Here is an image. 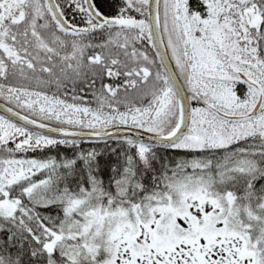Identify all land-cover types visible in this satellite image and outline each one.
<instances>
[{
  "label": "snow or ice",
  "instance_id": "6c2138e0",
  "mask_svg": "<svg viewBox=\"0 0 264 264\" xmlns=\"http://www.w3.org/2000/svg\"><path fill=\"white\" fill-rule=\"evenodd\" d=\"M0 264H264V0H0Z\"/></svg>",
  "mask_w": 264,
  "mask_h": 264
}]
</instances>
